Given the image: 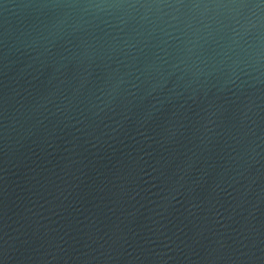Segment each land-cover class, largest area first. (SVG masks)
<instances>
[{"label": "water", "instance_id": "water-1", "mask_svg": "<svg viewBox=\"0 0 264 264\" xmlns=\"http://www.w3.org/2000/svg\"><path fill=\"white\" fill-rule=\"evenodd\" d=\"M0 264H264V0H0Z\"/></svg>", "mask_w": 264, "mask_h": 264}]
</instances>
